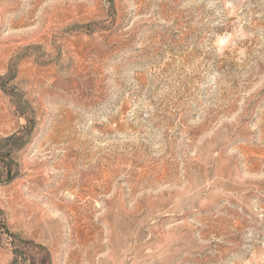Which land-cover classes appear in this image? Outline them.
<instances>
[{
  "label": "rangeland",
  "instance_id": "rangeland-1",
  "mask_svg": "<svg viewBox=\"0 0 264 264\" xmlns=\"http://www.w3.org/2000/svg\"><path fill=\"white\" fill-rule=\"evenodd\" d=\"M0 264H264V0H0Z\"/></svg>",
  "mask_w": 264,
  "mask_h": 264
}]
</instances>
